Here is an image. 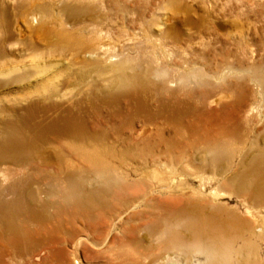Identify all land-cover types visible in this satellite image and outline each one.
Listing matches in <instances>:
<instances>
[{"label":"rangeland","instance_id":"obj_1","mask_svg":"<svg viewBox=\"0 0 264 264\" xmlns=\"http://www.w3.org/2000/svg\"><path fill=\"white\" fill-rule=\"evenodd\" d=\"M85 1L95 6V14H98L105 22L106 28L101 36L107 43L106 47L109 48L110 53L114 54L109 62L103 61L99 65H94L90 61L80 62L75 56L73 43H67V47L57 43L48 48L43 41L38 43L35 41L39 49L33 50L15 40L0 42V50L8 56L0 57V139L4 137L3 133L8 128L23 126L26 142L24 151L16 152V154L12 151L9 154L18 155L12 160L0 158V171L7 175V179H0V190L8 192L20 188L24 190V175L28 170L21 168L19 159L20 156H25V160L34 159L26 161L28 163L25 166L34 167L37 171L31 173L38 181L35 183V189L39 190L38 204L45 206L52 222L62 223L63 232L59 238L58 248L62 247L65 253L64 256H58V254L49 256L47 248L39 250V257L35 259L36 264H210L212 256L208 255L201 244L179 242L170 237L165 243L163 234L160 232L163 226H158L157 230L147 234L149 225L154 224H150L153 214L162 210L161 202L170 200L169 195L159 192L160 184L178 185L180 188L185 187L184 189L189 190L191 187L199 188L200 182L208 187V185H218V182L222 180H213L209 183L207 175L206 178H197L189 174H183L185 176L180 178L178 172H180V164H185L183 160L178 163L179 165H173V169L170 168V159L167 158L169 153H182L177 144L186 149L196 160L199 159L194 147L206 138L197 137L189 130L184 132L176 128V126H197L195 119L190 115L183 116L171 110L157 115L153 124L149 126H163V128L158 134L151 129L152 132L145 139L151 141L149 146L140 145L135 149L140 160L137 158L132 162L130 158H127L123 161V157H119L116 153L117 149L130 144L132 135L130 130L133 129L132 127H141L144 116L131 121L127 115L128 111L125 110V107L132 103L131 100L124 94L121 97H114L109 92H116V76L120 72L116 64L122 63L121 72L124 76L138 75L141 83L146 80L154 83L163 82L173 90L178 89L182 94L194 91L195 99L206 88L202 83L204 79L210 80L216 86L235 85L245 79L244 81L252 88L255 105L258 103L262 105L264 99V0ZM6 3L10 7L15 5L14 0H8ZM46 3L51 5L50 14L61 16L66 22L63 26L69 30L71 26L74 28L89 22L87 15L63 13L61 10L63 6L76 4L74 0H46ZM123 3L126 7L118 9ZM130 4L135 5L134 13L127 11V8L130 9ZM217 20L229 22L232 27L241 30L243 35L240 36L241 32L240 37L225 36V30H219L217 27ZM15 25L23 27L21 22ZM252 41L258 42V46L251 45ZM88 57L86 56V59H92ZM230 65L231 68H229ZM147 93L150 98L151 93ZM235 93L237 97L238 92ZM234 95L222 101L229 105L230 126H237L238 121L231 110L236 108L237 100ZM211 107L219 109L220 104L211 105ZM70 110L77 115L79 121L77 124L82 129L73 133L77 136L70 134L72 137L66 132L57 131L56 128L62 125L50 124L56 116H66L65 113ZM261 111L262 107L261 110L254 108L249 113L248 121L241 125L245 126L244 129L252 128L249 141L255 137L259 140L264 139L262 132L264 119ZM30 126L31 129H28ZM129 126L131 128H128ZM42 131L45 133L43 134ZM233 138H228L231 154L229 163L233 158L235 160L238 158L239 151L249 146V141L245 144ZM87 141L97 145L103 143L109 148L105 156V161L109 162L107 170L98 172L90 166L91 162L86 160L82 162L85 168L92 169L87 176H80V179L88 189L102 191V197L109 201V206L101 210L109 214H105L108 221L111 216L113 217V221L106 223L104 229L95 237L94 234H87L82 230L84 225L80 219L75 222L72 220L77 213H85L87 207L84 204L81 206L75 186L73 188L69 186V183L74 184V182L67 183L61 180V177L57 176L55 164L49 166L42 163V158L45 156L53 160L59 158L60 154H68L75 162V165L70 168L77 169L80 165L77 163L80 154H83L79 151V143H87ZM153 142H159L161 145L159 147L166 149L168 153L163 155L166 158L157 160L159 165L153 161L157 157L155 150L151 149ZM130 161L135 164V167L146 164V170L150 171L149 176L145 175L142 178L143 181H137V184L120 191L119 184L125 178L112 165L120 164L122 169H127L131 167ZM114 168L116 172L113 171ZM48 169L52 171L49 173ZM139 172V168L136 167L135 174L132 173L131 178L137 179ZM164 187L169 188L168 185ZM226 189L225 185L220 184L218 191H224L225 194L220 198L217 197L216 201L226 203L228 206H238L241 213L253 223V217L246 213L241 198L230 194ZM132 191L134 194L145 192L146 203L127 201ZM75 199L76 202H74ZM42 201H45L47 205L46 203L42 205ZM23 205L24 202L20 204L21 207ZM90 205L94 207L93 203ZM251 209L253 215L259 219L257 225L260 230H258L259 235H254L251 239L257 248V254L246 256V259L264 264V205ZM95 212L99 214V211ZM136 225L138 228L135 234L129 233L131 226L133 228ZM74 227L81 230L74 236H67L66 232ZM131 235L136 236L137 243L132 242L134 239ZM241 242L237 240L232 244L238 246ZM185 252L190 254V261L186 262ZM235 258L233 253L226 252L225 255L216 259L219 264H236ZM20 263L28 264L26 259H22Z\"/></svg>","mask_w":264,"mask_h":264},{"label":"bare ground","instance_id":"obj_2","mask_svg":"<svg viewBox=\"0 0 264 264\" xmlns=\"http://www.w3.org/2000/svg\"><path fill=\"white\" fill-rule=\"evenodd\" d=\"M6 1L8 0H0V42L6 43L7 41L15 40L33 50L39 49L35 41L37 43L43 41L48 48L55 46L57 43L63 47H67V43H73L75 45L77 60L82 63L90 61L94 65L102 64L103 61L109 62L112 56H114L108 50L109 48L106 47L107 43L101 36L102 31L106 28L105 22L101 20L102 18L98 14H95L96 8L90 2L74 0L77 2L76 4L63 6L61 9L63 13L84 14L89 17V22L86 24L77 25L74 28L71 26L69 30L67 27H64L66 22L61 16L50 14L51 5L46 3V0H14L15 5L13 7L8 6ZM123 6L126 7L123 3L118 9H121ZM135 10L136 8L133 4L130 6V9L127 8L128 12L134 13ZM17 22H21L23 27L15 25ZM216 25L219 30H225L224 35L227 37H231V35L233 37H240L243 35L241 30L232 27L229 22L217 20ZM241 32L242 34L239 36ZM257 43L252 41L251 45L258 46ZM5 56L7 54L3 50H0V57L4 58ZM86 56L92 59H86ZM116 65L117 70L120 69V72L116 76L115 88L117 89L116 92L112 91L109 93L114 97H121L124 94L128 97L127 99L131 100L132 103L125 107L131 121L144 116V119L141 120V122L143 121L142 126L139 128L132 127L133 129L130 130L132 131L129 140L130 144H125L126 146L117 149L116 153L118 156L123 157V161L130 158L134 162L139 157L135 149L140 145L149 146L151 143V141L145 140L152 132L151 129L158 134L163 128V126L155 125L151 127L149 124H153L154 118L157 115L171 110L172 112L181 113L183 116L190 115L197 123V126H176V128L184 132L189 130L197 135V137H205L206 139L199 140L200 143H196L197 145L194 147L195 153L199 156L198 160L193 155L191 156L180 144H177L176 146L182 150V153H179L180 151L178 152L179 154L169 153V157L167 158L170 159V168L173 169V165L183 160L185 164H180V172H178L180 178L185 176L183 174H189L197 178H206L207 175V182L209 183L213 180L219 181L222 179L218 182V185H208L207 187L204 183L200 182L199 188L191 187L189 190L184 189L185 187L180 188L178 185L160 184L158 187L159 192L169 195L170 200L161 202L162 210L159 213L153 214L150 224H154L149 225V231L147 230L149 233L147 232V234L157 230L158 226H163L160 232L163 234L165 243L169 241L170 237L172 240H178L179 242L188 241L201 244L208 255L211 254L212 256L210 264H219L216 258L225 255L226 252L235 255L236 264H262L261 262L255 263L250 261L246 259V256H256L257 254V248L253 245L251 239L254 235H259L258 230H260V227L257 225L259 219L253 215L251 208L264 205V141H261L264 139L259 140L258 137H255V139L251 140L252 142L249 141L252 128L244 129L245 126L241 125L243 122L248 121L249 113L254 108L261 110L262 107L261 113L264 119V99L262 100V105L260 103L255 105L256 101L254 100L252 88L244 81L245 79L240 80L235 85L229 84V86H216L210 80L204 79L202 83L205 84L206 88L195 99L193 96L194 91L182 94L178 89L173 90L163 82L154 83L146 80L144 83H141L142 81L138 75L130 77L122 74V63H117ZM229 68H231V65ZM147 92L151 93L150 98ZM235 92H238L237 97L234 95L236 94ZM232 94L237 100L235 102L236 108L231 109L238 118L236 122L237 126H230L228 120L229 105L222 102L226 98L231 97ZM215 104H220L219 109L211 107V105ZM65 114L67 115L56 116L53 119L54 123L51 122L50 124L55 126L58 123V125L62 126L56 128L57 131L66 132L71 137L72 135L77 136L73 133L82 130L77 124L79 122L76 117L77 115L71 110ZM37 124L39 125V123ZM21 128L15 126L14 128L5 129V133H3L4 137L0 139L1 159L10 161L14 156H18L9 155L12 151L15 154L16 152L21 153L26 148L24 147L26 142L24 138L25 133L23 132L25 128L24 130ZM128 128H131V126ZM28 129H31V126ZM262 132L264 133V125ZM233 137L236 138V141L239 140L245 144L249 141V146L239 151L238 158L236 160L233 158L229 163L231 154L229 152L228 138ZM88 142L79 143V151H82L83 154H80L77 162L80 165L77 169L70 168L75 165V162L72 161L73 157L71 156V158L68 154H60L59 158L53 160L45 156L42 158V163L49 166L55 164L57 176L61 177V180L67 183L74 182V184L69 183V186L72 188L75 186V192L78 193L79 201L82 203L81 206L84 204L87 207L85 213H77L72 220L75 222L80 219L84 225L82 230L86 231L87 234H94L93 236L95 237L104 229L106 223H110V220L113 221V217L111 216L108 221V217L105 215L108 213L101 210V208L109 206V201L102 197V191L100 189H88L86 184L80 179V176H87L92 168L98 172H100L99 170L105 171L109 163L105 161L106 151L109 148L103 145V143L97 145V143ZM159 146H161L159 142L152 143L151 149L155 150V155H157L153 160L156 165H159L157 160L162 157L166 158L163 155H168L166 149L163 150ZM24 157L20 156L19 163L22 165L21 168L28 170V173L26 172V175H24L25 189L21 190L20 188L12 192L0 190V264H21L20 261L22 259H26L28 264H36L35 259L39 257L38 251L46 250V248L49 256L53 254H58V256L65 255L63 248H58L59 238L63 232L62 223L52 222L50 215L45 210V206L38 204V199L40 198L38 196L39 190L35 189V183H38V181L35 179V175L31 173L37 171L34 167L29 168L25 166L28 163L26 161H33L34 159L31 157L32 160H25L26 158ZM85 160L92 163L90 165L91 167L93 166L91 169L83 166L82 162ZM131 161V167L127 169H122L120 164L112 165L125 178L119 184L118 190L120 191L125 190V187L129 188L131 185L137 184V181H143L142 178L145 175L149 176L150 171L146 170V164H143L136 166L140 170L137 173L139 175L138 178H131L132 173L135 174L136 170L135 164L131 163ZM85 164L88 165L87 163ZM115 168L113 171H115ZM47 171L50 173L52 169H48ZM0 179H7V175L3 171H0ZM220 184L225 185L226 191L230 194L241 198L242 204L245 205L246 213L253 217V223L241 213L238 206H228L226 203L216 201L217 197L220 198L225 194L224 191H218ZM164 185H168L169 188H165ZM137 193L134 194L132 191L128 197L126 196L127 201L146 203L147 196L145 192ZM76 201L75 199L74 202ZM23 202L24 205L21 207L20 204H23ZM45 203V201H42V205H45ZM91 203L94 204V207L90 205ZM95 211H99V214ZM136 228H138V225L133 228L131 226L129 233L135 234ZM79 230L81 229L74 227L71 230H66V234L71 237L77 234ZM131 237L134 239L132 242L137 243L136 236L131 235ZM237 240H241L242 242L240 245L234 246L232 243ZM184 256L186 262L190 261L191 256L188 252H185Z\"/></svg>","mask_w":264,"mask_h":264}]
</instances>
